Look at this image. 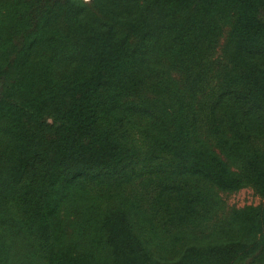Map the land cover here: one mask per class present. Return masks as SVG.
Returning <instances> with one entry per match:
<instances>
[{
  "label": "trees",
  "instance_id": "trees-1",
  "mask_svg": "<svg viewBox=\"0 0 264 264\" xmlns=\"http://www.w3.org/2000/svg\"><path fill=\"white\" fill-rule=\"evenodd\" d=\"M0 264H264V0H0Z\"/></svg>",
  "mask_w": 264,
  "mask_h": 264
},
{
  "label": "rangeland",
  "instance_id": "rangeland-1",
  "mask_svg": "<svg viewBox=\"0 0 264 264\" xmlns=\"http://www.w3.org/2000/svg\"><path fill=\"white\" fill-rule=\"evenodd\" d=\"M219 194L227 205L256 204L262 200V197L251 186H244L233 191H219Z\"/></svg>",
  "mask_w": 264,
  "mask_h": 264
}]
</instances>
